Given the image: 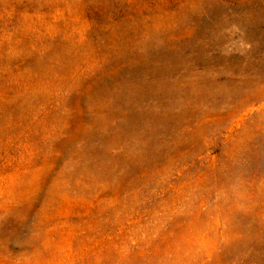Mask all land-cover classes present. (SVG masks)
I'll return each instance as SVG.
<instances>
[{
  "label": "rangeland",
  "instance_id": "1",
  "mask_svg": "<svg viewBox=\"0 0 264 264\" xmlns=\"http://www.w3.org/2000/svg\"><path fill=\"white\" fill-rule=\"evenodd\" d=\"M0 264H264V0H0Z\"/></svg>",
  "mask_w": 264,
  "mask_h": 264
}]
</instances>
